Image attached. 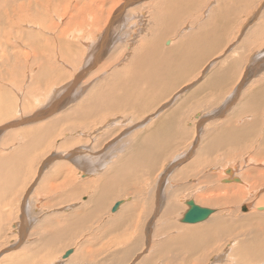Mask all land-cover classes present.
I'll return each mask as SVG.
<instances>
[{
  "label": "rangeland",
  "instance_id": "rangeland-1",
  "mask_svg": "<svg viewBox=\"0 0 264 264\" xmlns=\"http://www.w3.org/2000/svg\"><path fill=\"white\" fill-rule=\"evenodd\" d=\"M1 1L4 0H0L3 6ZM13 1L8 0L14 7L16 1ZM125 1L39 0L38 4L29 6L28 12L32 14L29 15L30 23L23 25L24 34L18 30L11 33L6 25L0 26V159L11 157L8 165H0V264H264V255L257 256L259 250L264 251V211H258L256 206L259 200H264V187L258 188L248 199L239 203L237 198L230 203L221 201L213 205L198 201L203 207L216 211L212 218L221 211L226 219L210 234L214 248L212 244L198 254L189 253L186 241H182L186 237L178 231L188 226L179 220L187 209L186 200L195 198L198 191L202 193L207 188L215 189L219 184V174L227 166H238L236 175L241 179L246 169H260L253 170L252 174L257 179H264L261 175L264 170L261 157H255L258 161L248 162L240 158V153L247 157L246 153L250 152L251 157L254 149L263 142L264 0ZM255 12L260 13V16H254ZM9 24L14 28L17 26L14 20ZM170 27L173 29L170 30ZM209 28L212 29L208 43H198V39L196 42L200 31L206 29L204 33L207 34ZM19 34L23 35L22 39H15ZM103 36L105 40H102ZM189 38L191 41L186 46L189 51L186 47L179 50L177 47L181 40L188 42ZM193 38L195 40L192 45ZM169 40H172V44L166 43ZM151 41L150 49L154 47L155 50L172 55L165 61L170 69L171 64L175 69L179 68V64L184 67L179 69L181 72H176L178 82L172 84L170 79V84L167 80L164 86L162 83L150 82L153 85L149 93H143L141 86V97L149 103L150 108H129L130 105L121 110L104 111L96 116H81L79 111L82 113L83 106L90 103V95L106 93L109 84L120 86L129 82L127 76L136 73L139 54L144 45L146 48ZM91 43L95 45L94 57L88 55ZM242 44L245 48L241 47ZM86 56L90 57L89 62ZM84 60L90 65L85 66ZM185 63L189 66L186 67ZM83 65L89 67L87 71H82L86 70ZM226 69H229L227 75L230 79L225 76ZM183 74L185 78H181ZM212 74L216 75V81L211 79ZM90 78L92 81H88ZM94 83L98 85L97 89ZM99 87L106 91L99 90ZM183 87L188 88L184 90ZM127 90L117 88L114 92L122 96ZM161 103L166 107L155 120L150 121L151 124L146 123V127L138 126L146 122L148 115L155 110L151 109ZM50 104L55 107H49ZM177 108L180 115L183 112L184 122H179L176 116H170V122L166 120L160 123L164 114L168 115ZM197 111L204 113L203 119L202 116L197 118ZM238 120L243 121L241 126L236 125ZM42 124L45 128L52 126L54 130L44 132L43 141L33 149L32 144H36L33 140L39 134L38 130L43 129ZM136 125L138 127L135 128ZM242 125L245 126L243 131L240 129ZM235 127L238 129L235 130ZM232 131L237 133L235 135L241 139V144H238L239 139ZM223 142H230L232 147H224ZM238 146L242 149H238ZM17 151L19 160L14 159ZM85 162L90 166L98 164L99 168L96 167L91 174L87 173L90 167H86ZM130 166L133 177L130 174V178H125L124 171ZM225 175L226 178L231 177L227 173ZM225 177L221 178L222 184L227 183L223 181ZM207 178L209 182H205ZM110 181L113 182L111 187L108 186ZM78 186L80 188H76ZM112 198H130L128 204L122 207L123 213L110 210ZM167 200L176 204L175 209L178 207L170 215L166 214V209L171 205ZM103 203L105 206L101 205ZM243 205H248L250 209L243 211ZM85 215L88 216L85 218ZM121 216L127 218L123 220ZM5 243H9L7 247ZM172 245L174 247L170 248ZM72 247L76 249L75 254L70 259L64 258V252ZM171 252H175L173 256Z\"/></svg>",
  "mask_w": 264,
  "mask_h": 264
},
{
  "label": "bare ground",
  "instance_id": "bare-ground-1",
  "mask_svg": "<svg viewBox=\"0 0 264 264\" xmlns=\"http://www.w3.org/2000/svg\"><path fill=\"white\" fill-rule=\"evenodd\" d=\"M12 1V0H11ZM14 1H16L15 3H13L15 6L13 7L12 6V2H8V0H4L2 3H3V6L2 5H0V26H5L6 25V28H8V30H9V32H14L15 33V31L16 30H18L19 32H21V34H24L23 33V25L24 24H27L29 21H30V14H32V13H30V12H28L30 9H29V6L30 5H32V4H38V2H39V0H34V1H30V0H25V1H19V0H14ZM13 1V2H14ZM80 1V0H79ZM125 1V0H124ZM130 2H131V0H129ZM125 2H127V1H125ZM101 3V2H100ZM133 3V2H132ZM62 4V3H61ZM78 6V5H77ZM98 6L99 7H101L99 4H98ZM64 7V6H63ZM62 7V8H63ZM85 7V6H84ZM117 7V6H116ZM263 8V7H262ZM86 9V8H85ZM258 9V8H257ZM87 10V9H86ZM92 10V9H91ZM90 10V11H91ZM85 11V10H84ZM128 11H130V10H128ZM58 12H59V10H58ZM112 12H113V10H112ZM117 14V13H116ZM129 14V13H128ZM260 13H253V15L254 16H256V17H259L260 15H259ZM89 15V14H88ZM91 15V14H90ZM112 16V15H111ZM127 16V15H126ZM34 17V16H33ZM70 17V16H69ZM118 17V16H117ZM167 17V16H166ZM115 18V17H114ZM127 18V17H126ZM129 18H131V17H129ZM139 18V17H138ZM119 20H120V18H118ZM117 19V21L119 22V20ZM16 21V28H14V26L12 25V24H9L10 23V21ZM33 20H34V18H33ZM40 20H41V18H40ZM111 20V19H110ZM129 20V19H128ZM36 21H38L37 19H36ZM47 21V20H46ZM117 21H114V22H117ZM74 22V21H73ZM111 22V21H110ZM124 23V20H121V23ZM171 22H174L173 20L171 21ZM30 23V22H29ZM39 23V22H38ZM62 23V22H61ZM71 23V22H70ZM79 23H80V20H79ZM41 24V23H40ZM78 24V23H77ZM81 24V23H80ZM110 24V23H109ZM111 24H112V22H111ZM33 25H34V23H33ZM43 25H45V24H43ZM47 25V24H46ZM175 25V24H174ZM178 25V24H177ZM180 25V24H179ZM35 26V25H34ZM61 27V26H60ZM75 27L77 28V26L75 25ZM79 27V26H78ZM160 27V26H159ZM176 27V26H175ZM178 27V26H177ZM30 28H32V27H30ZM43 28V27H42ZM46 28V27H45ZM51 28V27H50ZM57 28V27H56ZM80 28V27H79ZM156 28V27H155ZM41 29V28H40ZM52 29V28H51ZM75 29V28H74ZM171 29H173V28H171L170 27V30ZM179 29V28H178ZM177 29V30H178ZM212 28H209V29H207L208 30V33L207 34H205L204 33V30H206V29H203V30H201L200 31V33L202 32L203 34H198V36H197V38H196V40L198 39V40H200L199 42H198V40L196 41V42H198V43H201L202 41L203 42H207L208 43V37L210 36V30H211ZM45 30V29H44ZM61 30V29H60ZM63 30V29H62ZM131 30V29H130ZM177 30H175V31H177ZM55 32H56V30H55ZM26 34V33H25ZM28 34V33H27ZM132 35V34H131ZM197 35V34H196ZM23 35H16L15 36V39H16V37L17 38H21ZM59 36V35H58ZM25 37V36H24ZM27 38H28V36H26ZM36 37H38L37 35H36ZM68 37V36H67ZM32 38V37H31ZM30 38V39H31ZM57 38V37H56ZM55 38V39H56ZM181 38V37H180ZM22 39V38H21ZM46 40H47V38H45ZM58 39V38H57ZM10 40V39H9ZM102 40H105V36H103L102 37ZM128 40V39H127ZM194 38H193V41L191 42L192 43V45L194 44L193 42H194ZM60 41V40H59ZM180 41V40H179ZM191 40H190V38H189V40H188V42L187 41H182L181 40V44L177 47L179 50L182 48V47H186L187 46V43H189ZM11 43H13V42H11ZM126 43H128V41L126 42ZM151 43H153V41H151L149 44V46H147L146 48H145V45H144V48L141 50V52H140V56H139V58L137 59V61H136V63H138L139 64V67H138V69H136L137 71H136V73L135 72H133V74H129V76H127L128 77V80L127 81H129L128 83L126 82V85H123L124 83H122V84H120V86H107V84H106V86H107V92L105 93V92H102V93H95V94H93L92 96L90 95L89 96V100H90V103L89 104H87V105H84L83 107H84V109H82V113L79 111V114H81V116H96V115H98V114H100V113H105L104 111H115V110H121V109H123V108H125V107H127V106H130L129 108H134V107H138V108H140V109H143V108H150V106H149V103L146 101H144V99L141 97V86L143 87V93L144 92H147V93H149V91H150V89H151V87H152V85L153 84H151V83H153V81L155 82V83H158V84H161L162 83V85L164 86L165 85V83H166V81L168 80V83L170 82L169 80L171 79V81H173V83L172 84H175V82H178V75L176 74V72H181L180 70H181V68L183 67V66H180V61H179V68L178 69H175V67H174V65L173 64H171V69H170V65L168 64H166L165 63V61L167 62L169 59H170V56H172V55H167L165 52H163L162 50L161 51H158V50H155V48L154 47H152L151 49H150V47H151ZM166 43H170V44H172V40H169V41H167ZM190 43V44H191ZM210 43V42H209ZM26 44V43H25ZM92 44V43H91ZM179 44V43H178ZM204 44V43H203ZM206 44V43H205ZM204 44V45H205ZM27 45V44H26ZM25 45V46H26ZM147 45V44H146ZM168 45V44H167ZM79 46V45H78ZM129 46V45H128ZM160 46H161V44H160ZM175 46V45H174ZM29 47V46H28ZM76 47V46H75ZM125 47V46H124ZM164 47V46H163ZM241 47L243 48H245V46L242 44L241 45ZM74 48V47H73ZM87 48V47H86ZM88 48H90V50H88L89 51V53H88V55H90V57L92 56V57H94V52H95V45L94 44H92L91 46H88ZM138 48H139V46H138ZM156 48H158V47H156ZM174 48V47H173ZM172 47L170 48V49H173ZM187 48V47H186ZM32 49V48H31ZM31 49H28V50H31ZM170 49H168L169 51H170ZM175 49H176V47H175ZM175 49H173V50H175ZM188 49V48H187ZM126 50H128L127 48H126ZM31 51H33V50H31ZM76 51V50H75ZM133 51V50H132ZM184 51H185V49L184 50H182V54L184 53ZM188 51H189V49H188ZM34 52V51H33ZM126 52V51H125ZM27 53V52H26ZM26 53H24V54H26ZM79 53V52H78ZM135 53H137L136 52V50H135ZM135 53H134V55H135ZM178 53V52H177ZM138 54H136V55H138ZM175 53H173V55H174ZM179 54V53H178ZM128 55V54H127ZM185 55H186V53H185ZM77 56H78V54H77ZM80 56V55H79ZM128 56H130V54L128 55ZM88 57V59H87V62H89V56H86V58ZM124 57H125V55H124ZM197 57V56H196ZM80 58V57H79ZM102 58V57H101ZM186 58V57H185ZM200 58V57H199ZM195 59V58H194ZM193 58H192V60H194ZM196 59H198V58H196ZM81 60V59H80ZM92 60V59H91ZM90 60V61H91ZM125 60V59H124ZM180 60H182V59H180ZM191 60V61H192ZM213 60H215V59H213ZM212 60V61H213ZM86 60H84V62H85ZM109 61V60H108ZM177 61V60H176ZM198 61V60H197ZM196 61V62H197ZM78 62V61H77ZM87 62H85V66H88V65H90L89 63H88V65H87ZM169 62H172V61H169ZM188 62H190V61H188ZM250 62H252V60L250 61ZM91 63V62H90ZM100 63V62H99ZM116 63V62H115ZM173 63V62H172ZM184 63V62H183ZM194 63V62H193ZM197 64H198V62H197ZM248 64V63H247ZM246 64V65H247ZM100 65V64H99ZM184 65V64H183ZM185 65H186V67H187V63H185ZM118 66H120V65H118ZM123 66V65H122ZM189 66V65H188ZM82 67H84V65L82 66ZM81 67V68H82ZM114 67V66H113ZM204 67V66H203ZM251 67V66H250ZM84 68H86V67H84ZM87 68H89V67H87ZM87 68H86V70H84L83 68V70L82 71H87ZM184 68V67H183ZM182 68V69H183ZM55 69V68H54ZM53 69V70H54ZM123 69V68H122ZM180 69V70H179ZM194 69V68H193ZM118 70V69H117ZM121 70V69H120ZM130 70H132V69H130ZM202 70V69H201ZM81 71V72H82ZM114 71V70H113ZM112 71V72H113ZM124 71H126V70H124ZM133 71V70H132ZM228 71H229V69H226V71H225V76L226 77H228ZM91 72H93V71H91ZM90 72V73H91ZM102 72V71H101ZM123 72V71H122ZM127 72V71H126ZM223 73H221L222 75H223V77H225L224 76V71H222ZM243 72V71H242ZM80 73V72H79ZM132 73V72H131ZM138 73H140V74H138ZM182 73H183V71H182ZM218 73V72H217ZM121 74V73H120ZM124 74H125V72H124ZM96 75V74H95ZM94 75V76H95ZM98 75V74H97ZM116 75V74H115ZM181 75V74H180ZM192 75V74H191ZM244 75V74H243ZM77 76V75H76ZM183 76H184V74H183ZM183 76H181V78H185V76L183 77ZM212 77H211V79H213V81H216V79H217V77H216V75L215 74H212L211 75ZM91 78H92V76H90ZM113 77H115L114 76V74H113ZM215 77H216V79H215ZM243 76L241 75V78H242ZM91 78L90 79H88V81H92L91 80ZM96 78V77H95ZM103 79H104V77H102ZM117 78V77H116ZM204 78V77H203ZM229 78V77H228ZM74 79V78H73ZM94 79V78H93ZM99 78H97V80H98ZM103 79H101V80H103ZM106 79V78H105ZM104 79V80H105ZM119 79V78H118ZM126 79V78H125ZM220 78H218V80H219ZM224 79V78H223ZM230 79V78H229ZM108 80V79H107ZM106 80V81H107ZM115 80H117V79H115ZM183 80V79H182ZM225 80V79H224ZM223 80V81H224ZM71 81V80H70ZM100 81V80H99ZM222 81V80H221ZM144 82H148L147 84H143ZM151 82V83H150ZM72 83V82H71ZM76 83V82H75ZM74 83V84H75ZM104 83V82H103ZM67 84V83H66ZM78 84V83H77ZM77 84H75V85H77ZM89 84H91V83H89ZM95 84L96 83H94V87H96V89H97V86L98 85H96L95 86ZM170 84V83H169ZM61 85V84H60ZM59 84H58V86H60ZM65 85V84H64ZM72 85V84H71ZM168 85V84H167ZM62 86H63V84H62ZM103 86V85H102ZM105 86V87H106ZM65 87H67V85L65 86ZM83 87V86H82ZM91 86L89 85V88H90ZM92 87H93V84H92ZM93 87V89H95ZM171 87V86H170ZM216 88H217V86H215ZM16 88H18V86L16 87ZM20 88V87H19ZM18 88V89H19ZM59 88V87H58ZM62 88V87H61ZM64 88V87H63ZM70 88V87H69ZM80 88H81V86H80ZM99 88H101V89H99ZM98 89L99 90H103L102 89V87H99ZM118 88V90L120 89V88H122V89H124V88H127L128 90H127V92L124 94V95H122V96H118V93H115L114 92V90L115 89H117ZM131 88H133L132 90H131ZM183 88H185V87H183ZM188 88V87H187ZM187 88H185L184 90H186ZM57 89V88H56ZM68 89V88H67ZM73 89V88H72ZM85 89V88H84ZM161 89H163V87H161ZM176 89V88H175ZM64 90V89H63ZM74 90H75V88H74ZM88 90V89H87ZM86 90V91H87ZM99 90H97V91H99ZM167 90H168V88H167ZM167 90H166V93H167ZM180 90V89H179ZM59 91H61V90H59ZM68 91H70V90H68ZM96 91V90H95ZM103 91H106V90H103ZM179 93H181L180 91H178ZM178 92H176V93H178ZM58 93H60V92H57V94ZM63 93V92H62ZM68 93V92H67ZM76 93H77V91H76ZM176 93H174V94H176ZM20 94L22 95V93L20 92ZM105 94H106V96H105ZM20 95V96H21ZM83 95V94H82ZM81 95V96H82ZM51 96V95H50ZM53 96V95H52ZM56 96V95H55ZM66 96V95H65ZM69 96H72L71 94L69 95ZM76 96H78V95H76ZM19 97V96H18ZM68 97V96H67ZM66 97V98H67ZM79 97V96H78ZM105 97V98H104ZM23 98V97H22ZM70 98V97H69ZM76 98V97H75ZM19 99H20V97H19ZM59 98H57V100H58ZM65 99V98H64ZM63 99V101H65ZM233 99V98H232ZM3 101L5 102V100L3 99ZM20 101V100H19ZM22 101V100H21ZM49 101V100H48ZM52 101H55V99L54 100H52ZM52 101H50L51 103H52ZM67 101H68V99H67ZM79 101V100H78ZM228 101V100H227ZM230 102H231V99H230ZM24 103H25V101H24ZM54 104H55V102H53ZM62 103V102H61ZM60 103V104H61ZM66 103L67 102H65V105H66ZM69 103V102H68ZM76 103V102H75ZM86 103V102H85ZM4 104V103H3ZM6 104H8V103H6ZM18 104V103H17ZM20 104V103H19ZM47 104V103H46ZM59 104V105H60ZM63 104H64V102H63ZM12 105V104H11ZM51 105H53V104H50V106L49 107H51L52 108V106ZM59 105H57V109H59ZM67 105H69V104H67ZM225 105V104H224ZM226 105H229V103H226ZM0 106H2V104L0 105ZM19 106V105H18ZM54 106V105H53ZM55 106H56V104H55ZM54 106V107H55ZM70 107H72V106H70ZM76 107V106H75ZM80 107V106H79ZM152 107V106H151ZM164 107H166V105L164 106V104L163 103H161L160 105L158 104L157 106H155L153 109H151V110H154L152 113H150L149 115H148V118L146 119V122H142V123H139V125L138 126H144L146 123H150V121H152L155 117H157L158 116V113L159 112H161V110L164 108ZM8 108H9V105H8ZM50 108V109H51ZM1 109V108H0ZM9 109H11V108H9ZM8 109V110H9ZM48 109V108H47ZM60 109H62V108H60ZM64 109H66L65 108V106H64ZM64 109H62V110H64ZM19 110V109H18ZM53 109H51V111H52ZM145 110V109H144ZM2 111V110H1ZM7 110H5V112H6ZM11 110H9V112H10ZM20 111V110H19ZM39 111V110H38ZM44 111V110H43ZM50 111V110H49ZM3 112V111H2ZM4 112V113H5ZM54 112V111H53ZM118 112V111H117ZM116 112V113H117ZM166 112V111H165ZM263 112H264V110H263ZM40 113H41V111H40ZM46 113V112H45ZM49 113V112H48ZM51 113V112H50ZM164 113V112H163ZM12 114H13V111H12ZM12 114H10V115H12ZM32 114V113H31ZM52 114V113H51ZM54 114V113H53ZM157 114V115H156ZM162 114V113H161ZM161 114H160V116H161ZM204 113H202L201 111H197V118H201V116L203 115ZM7 115H8V113H7ZM33 115V114H32ZM38 114L36 113V116H37ZM45 115V114H44ZM56 115H58V114H56ZM165 116H164V118L160 121V123H165V121L166 120H169V122H170V116H176L177 118H178V121L179 122H184V120L182 119L183 117H184V114H183V112L181 113V115H180V110L177 108V110L176 111H172L171 113H169L168 115H166V114H164ZM22 116V115H21ZM55 116V115H54ZM159 116V117H160ZM163 116V115H162ZM9 117V116H8ZM35 117V116H34ZM40 117H41V115H40ZM48 117V116H47ZM46 117V118H47ZM56 117H58V116H56ZM59 117H60V115H59ZM58 117V118H59ZM103 117V116H102ZM114 117V116H113ZM2 118H3V115H2ZM6 118V117H5ZM38 118V117H37ZM42 118V117H41ZM49 118H50V116H49ZM48 118V119H49ZM53 118H55V117H53ZM58 118H57V120H58ZM61 118H63L62 116H61ZM67 118V117H66ZM68 118H70L69 116H68ZM144 118V117H143ZM26 119V118H25ZM56 119V118H55ZM111 119V118H110ZM115 119L116 118H114V120L113 121H115ZM202 119H203V116H202ZM18 120V119H17ZM16 120V122H18ZM37 120H39V119H37ZM57 120H55L54 122H56ZM64 119H60V121H63ZM66 120V119H65ZM83 120V119H82ZM104 120H105V122H106V118H104ZM104 120L102 119V121H103V123H104ZM108 120H109V118H108ZM155 120V119H154ZM157 120V119H156ZM240 120V119H239ZM238 120V124L236 123V125H240L241 126V124L243 123V121H239ZM24 121V120H23ZM45 121H47V120H45ZM59 121V120H58ZM101 121V120H100ZM14 122V121H13ZM12 122V123H13ZM20 122H21V120H20ZM52 122V121H51ZM65 122V121H64ZM70 122V121H69ZM112 121H110V123H111ZM116 122V121H115ZM121 122V121H120ZM242 122V123H241ZM19 123V122H18ZM31 123V122H30ZM50 123V122H49ZM53 123V122H52ZM51 123V124H52ZM58 123V122H57ZM62 123V122H61ZM60 122H59V124H61ZM71 123V122H70ZM101 123V122H100ZM114 122H112L111 124H113ZM122 123V122H121ZM126 123V122H125ZM14 124V123H13ZM16 124V123H15ZM41 124V123H40ZM45 124H47V123H45ZM54 124V123H53ZM66 124H68V123H66ZM94 124V123H93ZM96 124H98V123H96ZM96 124H94V125H96ZM109 124V123H108ZM151 124V123H150ZM21 125H23V124H21ZM25 125V124H24ZM35 125V124H34ZM43 125V124H42ZM70 125H72V124H70ZM101 125V124H100ZM149 125V124H148ZM157 125V124H156ZM169 123H168V125H167V127H169ZM13 126V125H12ZM35 126H37V125H35ZM44 126V125H43ZM42 126V128L43 129H41V130H38L39 131V134H36V138H35V140H33L34 141V143L36 142V144H32V147L31 148H33L35 145L36 146H38L37 144H39V143H41L42 141H43V138H42V135H43V133L45 132H47V133H50L51 132V130H54L53 129V127L52 126H49L48 125V127H46L45 128V126L43 127ZM57 126H58V124H57ZM64 126H66L65 124H64ZM72 126H74V124L72 125ZM71 126V127H72ZM104 126H106V123H105V125ZM137 125L135 126V128L136 127H138ZM158 126V125H157ZM243 127H241L240 129H242V131H243V129L245 128V126L244 125H242ZM41 127V126H40ZM115 127V126H114ZM145 127H146V125H145ZM156 127V126H155ZM162 127V126H161ZM12 128V127H11ZM55 128V127H54ZM101 128H104V127H101ZM106 128V127H105ZM109 128V127H108ZM140 128H142V127H140ZM61 129V128H60ZM157 130H158V128H156ZM166 129H168V128H166ZM231 129L233 130V128L231 127ZM238 128L237 127H235V130H237ZM239 129V130H240ZM10 130V129H9ZM22 130H24V129H22ZM30 130H31V128H30ZM35 130V129H34ZM56 130V129H55ZM59 130V129H58ZM131 130V129H130ZM6 131V130H5ZM62 131V130H61ZM70 131V130H69ZM101 131V130H100ZM128 131V130H127ZM132 131V130H131ZM63 132V131H62ZM71 132V131H70ZM97 132V131H96ZM16 133V132H15ZM44 133V134H45ZM65 133V132H64ZM232 133L235 135V134H237V133H234L233 131H232ZM14 134V133H13ZM62 134V133H61ZM66 134H67V132H66ZM88 134V133H87ZM94 134V133H93ZM249 134V133H248ZM19 135V134H18ZM65 135V134H64ZM69 135V134H68ZM250 135V134H249ZM59 136H60V134H59ZM66 136V135H65ZM65 136H64V138H65ZM75 136V135H74ZM236 137H238L237 135H235ZM244 136V135H243ZM18 137V136H17ZM20 137V136H19ZM66 137H68V136H66ZM49 138V137H48ZM61 138H62V136H61ZM241 138V137H240ZM31 139V138H30ZM46 139V138H45ZM99 139V138H98ZM122 139V138H121ZM161 140H163L162 138H160ZM237 139H239V137L237 138ZM12 140V139H11ZM13 140H15V139H13ZM100 140H102V138L100 139ZM152 140V139H151ZM241 139H239V143L238 144H241L242 143V141H240ZM261 140H263V142L259 145V147L258 148H256V149H254L255 151H254V153L252 154V155H250L251 157H249V154L251 153H246V155H247V157H245L242 153H240V158L242 159V161H246V162H248V161H251V160H259V159H256L255 157H261L262 159H261V162H264V134L261 136ZM30 141V140H29ZM85 141V140H84ZM95 141V140H94ZM106 141V140H105ZM149 141V140H148ZM164 141V140H163ZM12 142V141H11ZM19 142V141H18ZM99 142V141H98ZM123 142V141H122ZM150 143H152V141H149ZM148 142V143H149ZM224 143V142H223ZM89 144V143H88ZM125 144V143H124ZM123 144V145H124ZM154 144V143H153ZM17 145H19V144H17ZM231 146L232 147V145H231V143L229 142V143H224V147H226V146ZM90 146V145H89ZM125 146H127V145H125ZM133 146V145H132ZM148 146H150V144H148ZM16 147V146H15ZM95 147V146H94ZM241 147V146H240ZM239 146H238V149H242V147L240 148ZM6 148V147H5ZM247 148H249L250 149V147H247ZM255 148V147H254ZM21 149V148H20ZM34 149V148H33ZM33 149H31V150H33ZM216 149V148H215ZM238 149H236V151L238 150ZM26 150V149H25ZM127 150V149H126ZM20 151V150H19ZM19 151H17L16 153H15V156H14V159H16V158H18V153H19ZM27 151V150H26ZM26 151H23V152H26ZM216 151V150H215ZM234 151V150H233ZM240 151V150H239ZM246 151V150H245ZM252 151V150H251ZM77 152V151H76ZM97 152V151H96ZM107 152H108V150H107ZM242 152V151H241ZM13 153V152H12ZM100 153V152H99ZM243 153H244V151H243ZM11 154V153H10ZM9 154V155H10ZM21 154H22V151H21ZM26 154V153H25ZM63 154V153H62ZM73 154V153H72ZM8 155V156H9ZM23 155V154H22ZM98 155V154H97ZM2 156V155H1ZM54 156V155H53ZM74 156V155H73ZM134 156H137V155H134ZM4 157V156H3ZM51 157V156H50ZM137 157H139V156H137ZM235 157H237V156H235ZM234 157V160L236 159ZM52 158H55V157H52ZM59 158H61V157H59ZM64 158V157H63ZM73 158V157H72ZM101 158H102V156H101ZM126 158H127V156H126ZM131 158V157H130ZM133 158H135V157H133ZM66 159V158H65ZM98 159V158H97ZM136 159V158H135ZM138 159V158H137ZM11 157H5V158H2V159H0V165H2V164H6L7 163V165H8V163H10L11 161ZM12 160H13V157H12ZM18 160H19V158H18ZM21 160V159H20ZM72 159H70V161H71ZM87 160V159H86ZM126 160V159H125ZM8 161H10V162H8ZM27 161V160H26ZM117 161V160H116ZM240 161V160H239ZM23 162V161H22ZM22 162H20L21 164H22ZM95 162V161H94ZM96 162H97V160H96ZM126 161H124V163H125ZM175 161H173V162H171V163H174ZM13 163V162H12ZM27 163V162H26ZM76 163V162H75ZM127 163H129L128 161H127ZM132 163V162H131ZM242 163V162H241ZM51 164V163H50ZM50 164H48V165H50ZM133 164V163H132ZM230 164V163H229ZM235 164V163H234ZM244 164V163H243ZM10 165V164H9ZM85 165H86V162H85ZM118 165V164H117ZM134 165V164H133ZM132 165V166H133ZM136 165V164H135ZM173 165V164H172ZM232 165V164H231ZM231 165H229V166H231ZM90 167V169H89V171L87 170V173H92V172H94V170H95V168L97 167V168H99V166H98V164H95V165H88V163H87V165H86V167ZM132 166H130V167H125L126 168V170L124 171V176H125V178L127 177V176H129L130 174H131V169H132ZM14 167V166H13ZM44 167V166H43ZM137 167V166H136ZM171 167V166H170ZM237 167L238 166H233V167H229L230 169H232V171H231V173H227V169H228V166L224 169V171H223V173H224V175H223V173H221V174H219V176H218V182H219V184L215 187V189L213 188V189H211V190H209V188H207V189H204V188H200V189H204V191L202 192V193H199V191L195 194L196 196H194L195 198H193V199H188V200H194L195 201V203L196 204H198V205H200L199 204V202L198 201H200V202H202V203H206V204H215V203H218V202H221V201H226V202H224V203H230L231 201H233L234 199H239V201H238V203L239 202H242L243 200H246V199H248L249 197H250V195L251 194H254V192L258 189V188H261V187H264V179L263 180H261V179H257L252 173L254 172V171H259L260 169H253V170H251V169H246L245 170V172L243 173V175L241 174V176L242 177H244V178H242L241 179V177L240 176H238V175H236V172H238V169H237ZM5 168H7V166L5 167ZM165 168V167H164ZM163 168V169H164ZM82 169V168H81ZM175 169V168H174ZM170 170V169H169ZM172 170V169H171ZM129 171V172H128ZM161 171H163V170H161ZM174 171V170H173ZM53 172V171H52ZM84 172V171H83ZM134 172V171H133ZM54 173V172H53ZM86 173V172H85ZM228 174V175H230L231 177H228V178H226L227 177V175H225V174ZM264 170L263 171H261V175L262 176H264ZM1 174V173H0ZM240 174V173H239ZM84 176L86 175H88V174H83ZM115 175H116V173H115ZM118 175H119V172H118ZM132 175V174H131ZM130 175V176H131ZM82 176V175H81ZM130 176H129V178H130ZM226 176V177H225ZM119 177V176H118ZM132 177H133V175H132ZM223 177V179H224V177H225V179H230V180H232L234 177H238V178H240V181L239 182H237V183H232V181H229V182H227V183H224V184H222L221 183V178ZM86 178H88V177H86ZM162 178V177H161ZM222 179V180H223ZM162 180V179H161ZM245 182H244V181ZM224 181V180H223ZM119 182V181H118ZM205 182H209V179L207 178L206 180H205ZM225 182V181H224ZM88 183V182H87ZM86 183V184H87ZM89 184V183H88ZM112 184H113V182L112 181H110V183H109V185L108 186H112ZM163 184V183H162ZM129 185V183H127V185L126 186H128ZM40 186V185H39ZM115 186H117V185H115ZM161 187H163V186H161ZM70 188V187H69ZM72 188V187H71ZM73 188H75V187H73ZM76 188H80V186H78V187H76ZM3 190H6V191H8V189H3ZM161 191V190H160ZM157 192V191H156ZM34 193V192H33ZM104 193V192H103ZM158 193V192H157ZM159 193H161V192H159ZM193 194V193H192ZM198 194V195H197ZM109 195V194H108ZM30 196V195H29ZM112 196V195H111ZM162 196V195H161ZM164 196V195H163ZM166 196V195H165ZM164 196V197H165ZM172 196V195H171ZM170 196V197H171ZM258 196V195H257ZM158 197H160V196H158ZM167 197V196H166ZM162 198V197H161ZM169 198V197H168ZM260 198V197H259ZM114 198H112V200H113ZM129 199L130 198H127L126 200L125 199H115V200H113V202H112V204H111V207H109L110 208V210H112V208L114 207V205L118 202V201H121V200H124V203L120 206V208L117 210V213H119L120 211H122V207H123V205L124 204H128V201H129ZM158 199V198H157ZM170 199V198H169ZM228 199V200H227ZM26 200V199H25ZM98 200V199H97ZM118 200V201H117ZM188 200H186V207H187V209H186V211L188 210V208H189V206H188V204H187V201ZM42 201V200H41ZM102 202L104 201V200H101ZM155 201H156V197H155ZM160 201H161V199H160ZM168 201V200H167ZM167 201H165V202H167ZM170 201V200H169ZM169 201H168V203H169ZM37 202V201H36ZM25 203V202H24ZM139 203V202H138ZM173 203V204H172ZM172 203H169V204H171V205H169V204H167V206H168V208L166 209V210H168V212H166V214H169L170 215V213H172V212H174V210H176L178 207L176 206V209H175V203L174 202H172ZM250 203V202H249ZM262 203H264V200H259L258 202H257V204L258 205H256L257 206V210L259 209L260 210V212L262 211H264V204H262ZM161 204H162V202H161ZM223 204V203H222ZM26 205V204H25ZM86 205V204H85ZM101 205H103V206H105V204L103 203V204H101ZM102 206V207H103ZM200 206H203L202 204L200 205ZM250 206H252V205H250ZM36 207H38V206H36ZM36 207H34V208H36ZM130 207V206H129ZM155 207V206H154ZM204 207H207V206H204ZM33 208V209H34ZM128 208V207H127ZM136 208V207H135ZM140 208V207H139ZM151 208V207H150ZM156 208H158V207H156ZM163 208V207H162ZM261 208V209H260ZM37 209V208H36ZM55 209V208H54ZM164 209H165V207H164ZM215 209V208H214ZM242 209H243V211H247V210H249L250 209V207L247 205V206H245V205H243V207H242ZM256 209V208H255ZM47 210V209H46ZM58 210V209H57ZM125 210V209H124ZM135 210V209H134ZM134 210H133V212H134ZM258 210V211H259ZM87 211H88V209H87ZM186 211L183 213V215H182V217L179 219L181 222H183L182 221V219H183V217H184V214L186 213ZM215 211V210H214ZM257 211V212H258ZM34 212V211H33ZM37 212H39V211H37ZM113 212V211H112ZM130 212V211H129ZM158 212V211H157ZM160 212V211H159ZM164 212V211H163ZM216 212V211H215ZM214 212V213H215ZM83 213V212H82ZM122 213H123V211H122ZM121 213V214H122ZM126 213V212H125ZM214 213H212L209 217H208V219H206V220H204V221H202V222H198V223H184V224H188V226H183V227H181V228H179L178 229V231L179 232H182L184 235V237H186V239H183L182 241H186V243H185V246L186 247H188V251H189V253H192V254H194L195 255V253H199L200 252V250H205V249H208V248H210L211 246H212V244H213V247L212 248H214V242H213V239L211 238V236H210V234L211 233H213L214 231H216V229L217 228H219L220 226H219V224L220 225H222L224 222H225V220L226 219H224L223 218V216L222 215H224L221 211H219V212H217V214H216V216L214 217V218H212L213 217V215H214ZM259 213V212H258ZM35 214V213H34ZM39 214H40V212H39ZM158 214V213H157ZM27 215V214H26ZM127 215V214H126ZM129 216H130V214H128ZM88 215H85V218L87 217ZM120 216V215H119ZM122 216H125V214L124 215H122ZM121 216V217H122ZM158 215H156V217H157ZM162 216H166V215H162ZM43 217V216H42ZM155 217V218H156ZM167 217V216H166ZM172 217V216H171ZM117 218V217H116ZM119 218V217H118ZM125 218H127V217H124V219ZM26 219V218H25ZM45 219V218H44ZM121 219V218H120ZM122 219H123V217H122ZM121 219V220H122ZM123 219V220H124ZM37 220V219H36ZM47 220V219H46ZM115 220V219H114ZM160 220V219H159ZM158 220V221H159ZM165 220H166V218H165ZM53 221H54V219H53ZM80 221H82V219L80 220ZM207 221V222H206ZM114 222V221H113ZM117 222V221H116ZM119 222V221H118ZM161 222V221H160ZM204 222V223H203ZM201 223H203V224H201ZM123 224V223H122ZM126 224V223H125ZM151 224V223H150ZM169 224V226H170V223H168ZM192 224H194L193 226H189V225H192ZM15 225V224H14ZM17 225V224H16ZM162 225H164V223L162 224ZM166 225H167V223H166ZM20 226V225H19ZM18 226V227H19ZM110 226H112L111 224H110ZM124 226V225H123ZM123 226H120V228L121 227H123ZM17 227V226H16ZM142 227V226H141ZM140 227V228H141ZM150 227V226H149ZM177 227V226H176ZM179 227V226H178ZM20 228V227H19ZM119 228V229H120ZM145 228V227H144ZM159 228V227H158ZM158 228H157V230H158ZM161 228V227H160ZM168 228V227H167ZM172 228V227H171ZM14 229V228H13ZM117 229V228H116ZM12 230V229H11ZM19 230V229H18ZM21 230H23V229H21ZM166 230H168V229H166ZM25 231V230H24ZM15 232V231H14ZM20 232V231H19ZM155 232V231H154ZM157 232V231H156ZM160 232V231H159ZM164 232V231H163ZM9 233V232H8ZM7 233V234H8ZM177 233V232H176ZM13 234V233H12ZM22 234V233H21ZM27 234V233H26ZM25 234V235H26ZM106 234V233H105ZM158 234V233H157ZM172 235H174L173 233H171ZM18 235V234H17ZM17 235H15V236H17ZM14 236V235H13ZM102 236V235H101ZM19 237V236H18ZM17 237V238H18ZM169 237V236H168ZM167 237V238H168ZM8 238V237H7ZM55 237H54V234H53V238L52 239H54ZM177 238H178V236H177ZM6 239V238H5ZM5 239H2V240H5ZM22 239V238H21ZM101 239V238H100ZM174 239H176V238H174ZM7 240V239H6ZM5 240V241H6ZM18 239H16V241H17ZM163 240H165V239H163ZM163 240H162V242H163ZM167 240V239H166ZM165 240V241H166ZM176 240H178V239H176ZM179 240H180V238H179ZM251 240V239H250ZM249 240V241H250ZM1 241V240H0ZM22 241V240H21ZM174 241V240H173ZM172 241V242H173ZM181 242V241H180ZM183 242V243H184ZM9 243H11V242H9ZM9 243H5V246L7 247V244H9ZM15 243V242H14ZM134 243V242H133ZM174 243H176V242H174ZM245 243V242H244ZM17 244V243H16ZM19 244V243H18ZM137 244H138V242H137ZM159 244H163V243H159ZM166 244V243H165ZM168 244H170V243H168ZM241 244V243H240ZM140 245V244H139ZM138 245V246H139ZM10 246V245H9ZM18 246V245H17ZM166 246V245H165ZM180 246V245H179ZM181 246H183L182 244H181ZM184 246V247H185ZM241 245H239V247H240ZM259 246V245H258ZM264 246V245H263ZM14 247V246H13ZM131 247V246H130ZM160 247V246H159ZM174 246L172 245V247H170V248H173ZM176 247V246H175ZM260 247H262V246H260ZM133 248V247H132ZM160 248H162V247H160ZM190 248V249H189ZM249 248V247H248ZM254 248H255V246H254ZM256 248H257V246H256ZM13 249V248H12ZM134 249V248H133ZM236 249V248H235ZM234 249V250H235ZM249 249H251V248H249ZM67 250V249H66ZM68 250H73L72 252H71V254H70V256H69V259L70 258H72V256L75 254V251H76V249L74 248V247H72V248H70V249H68ZM67 250V251H68ZM158 250V249H157ZM156 250V252H159V251H157ZM160 250V249H159ZM164 250H166V249H164ZM253 250V249H252ZM251 250V252L254 254L253 256H254V258H255V253L253 252ZM13 251V250H12ZM11 251V252H12ZM135 251V250H134ZM179 251V250H178ZM236 251V250H235ZM240 251V250H239ZM255 251V250H254ZM133 252V251H132ZM132 252L130 253V254H132ZM234 252V251H233ZM244 252V251H243ZM66 252H64V254H65ZM128 253V252H127ZM165 253V252H164ZM175 253V252H174ZM173 252H171V254H172V256H173V254H174ZM13 254V253H12ZM86 254V253H85ZM118 254V253H117ZM116 253H115V255H117ZM166 254H168L167 252H166ZM180 254V253H179ZM122 255V254H121ZM149 255V254H148ZM224 254H222V256H223ZM227 255V254H226ZM235 255V254H234ZM242 255V254H241ZM262 255H264V251L263 250H259V253H258V255L257 256H262ZM62 256H64V255H62ZM128 256V255H127ZM134 256H136V255H134ZM163 256H164V254H163ZM162 256V257H163ZM174 256H176V255H174ZM200 256V255H199ZM243 256H244V254H243ZM111 257H113V256H111ZM143 257V256H142ZM149 257V256H148ZM169 257H171V256H169ZM245 257V256H244ZM246 257H249L248 255L246 256ZM63 258V257H62ZM114 258V257H113ZM116 258V257H115ZM118 258V257H117ZM116 258V259H117ZM138 258V257H137ZM144 258V257H143ZM159 258V257H158ZM168 258V257H167ZM176 258V257H175ZM182 258V257H181ZM85 259H87V258H85ZM109 259V258H108ZM126 259V258H125ZM124 259V260H125ZM133 259V258H132ZM142 259V258H141ZM145 259V258H144ZM163 259V258H162ZM169 259V258H168ZM224 259V258H223ZM63 260H65V259H63ZM72 260V259H71ZM88 260V259H87ZM107 260V259H106ZM110 260V259H109ZM122 260V259H121ZM165 260V259H164ZM182 260H184V259H182ZM203 260V259H202ZM228 260V259H227ZM66 261V260H65ZM114 261H115V259H114ZM113 261V262H114ZM128 261V260H127ZM129 261H131L130 259H129ZM134 261V260H133ZM101 262V261H100ZM116 262V261H115ZM126 262V261H125ZM143 262V261H142ZM158 262V261H157ZM163 262V261H162ZM180 262V261H179ZM155 263V262H154ZM164 263V262H163ZM162 263V264H163ZM176 263H177V261H176ZM203 263V262H202ZM214 263V262H213ZM217 263V262H216ZM225 263V262H224ZM98 264V263H97ZM100 264V263H99ZM116 264H117V262H116ZM118 264H119V262H118ZM136 264V263H135ZM146 264V263H145ZM157 264V263H156ZM168 264H170V263H168ZM181 264V263H180ZM218 264V263H217Z\"/></svg>",
  "mask_w": 264,
  "mask_h": 264
},
{
  "label": "water",
  "instance_id": "water-1",
  "mask_svg": "<svg viewBox=\"0 0 264 264\" xmlns=\"http://www.w3.org/2000/svg\"><path fill=\"white\" fill-rule=\"evenodd\" d=\"M232 169L228 168L227 169V173H231ZM225 182H229V181H235V182H239L240 178L238 177H234L232 180L230 179H225ZM124 203V200L118 201L114 207L112 208L113 212H116L120 206ZM187 204L189 206L188 210L186 211V213L184 214V217L182 219L183 222L185 223H198V222H202L206 219H208V217L214 213V210L208 207H203L200 206L198 204L195 203L194 200H188ZM261 209V208H260ZM73 250H68L66 251V253L64 254V258H67L70 256L71 252Z\"/></svg>",
  "mask_w": 264,
  "mask_h": 264
}]
</instances>
